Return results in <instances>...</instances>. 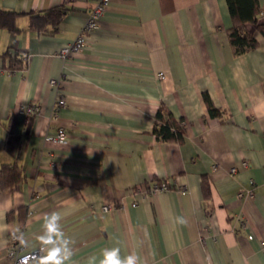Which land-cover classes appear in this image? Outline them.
Returning a JSON list of instances; mask_svg holds the SVG:
<instances>
[{
  "label": "crops",
  "instance_id": "obj_1",
  "mask_svg": "<svg viewBox=\"0 0 264 264\" xmlns=\"http://www.w3.org/2000/svg\"><path fill=\"white\" fill-rule=\"evenodd\" d=\"M99 1L0 0L19 14L15 32L0 27V166L25 175L0 191V264L11 243L41 248L53 212L69 264H99L105 247L139 264H264V36L248 25L258 46L235 56L226 0H109L85 47L64 60L59 49ZM55 6L67 10L52 32L30 28L29 12ZM31 103L39 113L22 114ZM161 108L183 121V142L152 133ZM59 127L65 144L49 140ZM151 179L168 189L152 192Z\"/></svg>",
  "mask_w": 264,
  "mask_h": 264
},
{
  "label": "trees",
  "instance_id": "obj_2",
  "mask_svg": "<svg viewBox=\"0 0 264 264\" xmlns=\"http://www.w3.org/2000/svg\"><path fill=\"white\" fill-rule=\"evenodd\" d=\"M226 3L232 20V25L228 29V38L234 55L238 56L255 49L258 42L247 26L254 25L257 31L264 36V24L259 22L261 12L259 0H226ZM66 10L64 6H55L43 11L29 12L27 14L29 26L40 33L52 32L63 19ZM18 15L16 12L0 10V27L15 32L17 29L14 23ZM203 98L208 105L210 114L220 116V111L212 106L208 95L203 94ZM152 133L161 142L181 143L184 140L183 121L173 119L169 112L161 108L155 115ZM24 180V172L17 163H7L0 166V191L13 188ZM205 185L207 183L203 181L202 187L207 189L208 185L206 187ZM25 210L24 207L18 209V218L21 222L25 219ZM7 219H13V212L7 214Z\"/></svg>",
  "mask_w": 264,
  "mask_h": 264
},
{
  "label": "built area",
  "instance_id": "obj_3",
  "mask_svg": "<svg viewBox=\"0 0 264 264\" xmlns=\"http://www.w3.org/2000/svg\"><path fill=\"white\" fill-rule=\"evenodd\" d=\"M109 0H100L89 12L87 20L78 35V37L71 43L64 45L59 49V56L63 58L64 60H67L69 57L76 55L82 51V49L85 47L87 42V37L90 35V33L94 30H96L99 27L100 19L104 15L106 11V6L108 4ZM164 77V73L160 72L158 73V78L162 79ZM65 102L62 99H58L57 101V108H60L64 106ZM20 112L26 116L37 114L39 113V106L31 103L28 105H25ZM67 134L65 130L62 127H59L55 133L54 136L50 137L49 140L58 143V144H65L67 142ZM49 156H51L49 154ZM243 166H246V163H243ZM236 169L232 168L231 171L234 172ZM139 189V188H138ZM149 189L152 192L157 191H164L168 189V185L165 181H162L161 183H156L154 180L151 179L149 181ZM247 196H252L251 191L246 192ZM243 193L240 192L238 194V197H242ZM136 205V203H133ZM113 209L112 205H104L102 207V211L106 212ZM252 236H248V239L250 240ZM260 245L264 247V239L260 241ZM45 251H42V248L30 251V252H24L21 253L18 245H13L12 243L7 247L6 249V258L10 260V264H31L33 261L37 260L41 255H43Z\"/></svg>",
  "mask_w": 264,
  "mask_h": 264
},
{
  "label": "clouds",
  "instance_id": "obj_4",
  "mask_svg": "<svg viewBox=\"0 0 264 264\" xmlns=\"http://www.w3.org/2000/svg\"><path fill=\"white\" fill-rule=\"evenodd\" d=\"M63 215L60 212H53L45 216L42 225V235L39 236L42 251L46 256L40 259L39 264H69L73 257V250L70 242L63 236L60 222ZM22 246H28V240L24 234L18 236ZM89 264H97V257L89 258ZM99 264H139V257L136 254L121 256L119 247H105L101 249Z\"/></svg>",
  "mask_w": 264,
  "mask_h": 264
}]
</instances>
